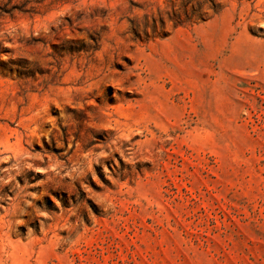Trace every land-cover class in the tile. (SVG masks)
Masks as SVG:
<instances>
[{
	"label": "rangeland",
	"instance_id": "374dc122",
	"mask_svg": "<svg viewBox=\"0 0 264 264\" xmlns=\"http://www.w3.org/2000/svg\"><path fill=\"white\" fill-rule=\"evenodd\" d=\"M0 264H264V0H0Z\"/></svg>",
	"mask_w": 264,
	"mask_h": 264
},
{
	"label": "trees",
	"instance_id": "16d2710c",
	"mask_svg": "<svg viewBox=\"0 0 264 264\" xmlns=\"http://www.w3.org/2000/svg\"><path fill=\"white\" fill-rule=\"evenodd\" d=\"M193 1H194V0H190V2H193ZM183 6L185 7V4H184ZM212 6H213V7H211L210 9L212 10L213 15H216V14L218 13V11H219V7H218V5H215V4H213ZM174 13H175V11H174ZM205 14H208V13L205 12ZM208 16H209V15H204V16H202V19L205 20ZM186 18H187V17H186ZM187 20L190 21V18H188ZM184 23H185V21L180 20V17L177 16V19L175 20V25H177V26H181V25L184 24Z\"/></svg>",
	"mask_w": 264,
	"mask_h": 264
}]
</instances>
